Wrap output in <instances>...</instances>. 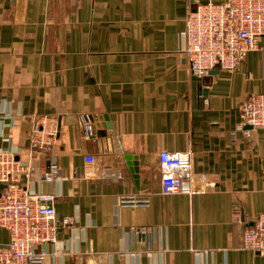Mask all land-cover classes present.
<instances>
[{
	"label": "crops",
	"instance_id": "crops-1",
	"mask_svg": "<svg viewBox=\"0 0 264 264\" xmlns=\"http://www.w3.org/2000/svg\"><path fill=\"white\" fill-rule=\"evenodd\" d=\"M209 1L225 0H0V149L32 161L20 184L73 219L45 264H264L242 240L264 213V128L240 129L241 102L264 93V37L239 70L196 77L186 17ZM47 114L60 133L38 157L30 134ZM163 150L192 152L198 193H162ZM50 159L63 176L47 182Z\"/></svg>",
	"mask_w": 264,
	"mask_h": 264
},
{
	"label": "built area",
	"instance_id": "built-area-1",
	"mask_svg": "<svg viewBox=\"0 0 264 264\" xmlns=\"http://www.w3.org/2000/svg\"><path fill=\"white\" fill-rule=\"evenodd\" d=\"M264 37V0L209 1L188 11L186 17V47L193 75L204 79L215 70L233 72L240 69L247 55L260 49ZM240 129L251 131L264 128V93L246 97L240 105ZM91 117H86L87 133L91 132ZM60 123L55 115H40L29 139V150L38 157H50L57 144ZM247 135L250 133L246 131ZM89 165L94 156L86 157ZM163 171L162 193L165 195H194L198 189L193 182L192 152L163 150L159 153ZM36 167L32 161L21 160L16 151L0 149V228L10 233V241L0 245V264H45L52 253H59L58 232L73 222L72 217L59 218L51 195H38L20 184V178L32 179ZM103 175L120 177L118 173ZM62 171L56 161L41 172L43 181L61 178ZM148 200L123 198V205L148 204ZM238 216V210L236 212ZM241 219V218H239ZM244 248L264 255V213L252 225L242 229Z\"/></svg>",
	"mask_w": 264,
	"mask_h": 264
},
{
	"label": "water",
	"instance_id": "water-1",
	"mask_svg": "<svg viewBox=\"0 0 264 264\" xmlns=\"http://www.w3.org/2000/svg\"><path fill=\"white\" fill-rule=\"evenodd\" d=\"M215 70H218V69H215ZM105 119L108 121L109 118H108L107 115L105 116ZM96 125H97V127H100V125L98 123ZM108 127H111L110 123H108ZM127 158L129 160L128 164L130 166V170L135 175V178L138 180V178H139V163H138V160H137L136 157H135V159H131L130 156H128ZM130 159L133 160V161H131Z\"/></svg>",
	"mask_w": 264,
	"mask_h": 264
}]
</instances>
